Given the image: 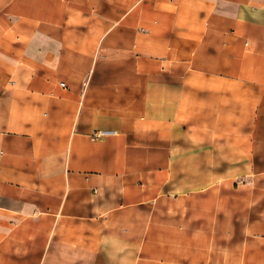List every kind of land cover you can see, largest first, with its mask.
Segmentation results:
<instances>
[{
	"label": "crops",
	"instance_id": "obj_1",
	"mask_svg": "<svg viewBox=\"0 0 264 264\" xmlns=\"http://www.w3.org/2000/svg\"><path fill=\"white\" fill-rule=\"evenodd\" d=\"M0 264H264V0H0Z\"/></svg>",
	"mask_w": 264,
	"mask_h": 264
},
{
	"label": "rangeland",
	"instance_id": "obj_2",
	"mask_svg": "<svg viewBox=\"0 0 264 264\" xmlns=\"http://www.w3.org/2000/svg\"><path fill=\"white\" fill-rule=\"evenodd\" d=\"M243 130H244V127H242V133H243ZM243 138L245 137H242V139ZM245 149H246V146L242 144L241 150L237 152V157L234 160H232V157L229 155L228 152H224L223 155L222 153H220L221 156L225 157V160L223 162H224V168H225L226 175H234L236 178H240L247 174L248 159H247V152ZM207 155L205 159L209 160L207 158ZM210 156H211V153H210ZM241 191H244V189H242Z\"/></svg>",
	"mask_w": 264,
	"mask_h": 264
}]
</instances>
